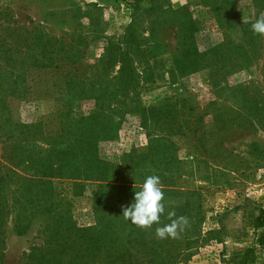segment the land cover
<instances>
[{"label": "rangeland", "instance_id": "rangeland-1", "mask_svg": "<svg viewBox=\"0 0 264 264\" xmlns=\"http://www.w3.org/2000/svg\"><path fill=\"white\" fill-rule=\"evenodd\" d=\"M151 6V14L143 12ZM261 12L264 0H0V93L6 83L23 81L30 88L27 99L9 98L16 120L24 125L42 121L55 130L54 115L61 108V84L55 92L50 68L36 70L30 62L36 35L80 50L78 79L101 85L98 89L109 98L99 113L113 115L117 127L97 151L100 160L122 168L115 181L124 190L109 189L107 199H101L90 181L84 188L69 179L55 181L71 221L95 227L96 215L109 209L117 224L122 206L134 202L143 181L150 175L161 179V225L146 230L138 242L131 234L134 225L125 220L129 264H264V246L257 244L254 229L264 210V37L251 30ZM132 14L140 20L136 34L143 53L132 57L131 71L135 85L145 86L126 97L123 106L113 87L119 66L106 67L100 59L109 39L116 42L124 34ZM186 50L199 55L189 61L181 57ZM183 65L192 70L178 72ZM135 103L149 115L143 122L131 110ZM170 104H176L178 115ZM94 109L95 101L85 99L72 112L88 116ZM5 115L0 110V159L6 157L20 174L32 173L27 163L40 151L33 145L47 151L48 142L44 134L33 135V142L30 134L19 133L12 152ZM171 115L200 126L189 134L169 130ZM169 211L186 216L189 226L179 239L161 240L155 228L170 222ZM53 219L40 215L18 236L10 216L1 236L0 264H26L31 249L45 246L55 231Z\"/></svg>", "mask_w": 264, "mask_h": 264}, {"label": "trees", "instance_id": "trees-1", "mask_svg": "<svg viewBox=\"0 0 264 264\" xmlns=\"http://www.w3.org/2000/svg\"><path fill=\"white\" fill-rule=\"evenodd\" d=\"M153 11V6L143 10L147 14ZM131 17V22L125 28L124 34L116 42L109 39L100 59L101 64L106 67L119 66L118 82L114 83L113 87H115V95H120L119 98L123 100L121 102L119 99L117 103L123 106L129 100L126 97L145 86L135 85L131 71L132 57L143 53V50H140L142 46L140 41L143 40L141 35L136 34L140 20L136 14H132ZM183 39V42L188 39L186 34L183 35ZM66 48L63 42L57 39L47 37L42 40L36 35L34 38L36 52L31 55L30 61L36 70L40 67L50 68L51 88H55V92L58 93L61 84L59 92L64 96L62 95V98L58 100L61 108L58 109V114L54 115L57 119L55 130L49 129L51 127L42 121L30 125L21 124L11 115L9 98H15L18 101L27 99L29 96L30 88L23 86V81L18 85L13 82V86H8L6 83V86L1 87L0 110L6 113L3 126L10 128L9 135L6 137L7 140L13 141L9 145L10 150L14 152L16 147L14 141L18 139L19 133L30 134L33 142V135L44 134L45 141L48 143L47 151H43L38 145H33L40 151L38 156L27 163L28 167L33 169L32 173L20 174L6 162V157L3 160L0 159V242H2L3 228L10 216H12L15 234L21 236L29 231L33 219L40 215H51L55 216L53 219L57 224L55 231L47 236L45 246L31 249V253L26 256V264H129L126 260L127 226L122 212L120 211L121 219L117 224L113 222L112 214L108 209L102 211L101 215H96L95 227H77L71 221L69 212L65 210L64 200L56 189L55 181L69 179L74 181L72 183L76 187L81 188L88 186L89 181L92 182L94 196L101 199H107L109 189L124 190L122 182L118 181L119 179L115 181L116 176L123 172L122 168L100 160L97 151L98 143L111 138L117 127L113 115L99 113V110L109 103V98H106V93L102 95L98 89L101 85L96 88L93 82L85 83L78 79L80 67L76 66L82 56L81 52L72 46L68 50ZM181 54V57H186L189 61H194V56L199 55L197 52L191 53L188 50ZM66 66L68 68H65ZM191 68L189 65H183L176 70L186 73L192 70ZM85 99H93L96 109L88 116L73 113L75 103ZM174 106L176 104H170L172 114L176 115ZM131 110L133 113L138 112L142 122L144 117L147 119L146 117L149 116L144 115L145 112L140 103L133 104ZM155 112L161 115L160 111ZM156 118L159 120V117ZM170 119L173 120L174 125H170L169 130L177 127V132L180 131L181 134H189L194 127L200 126L198 122L196 125L190 122V119L179 121L172 115ZM109 182L119 183L114 186ZM123 195L124 193H120L119 198ZM121 202L125 201L122 199ZM255 222L254 229L258 231L257 244L263 247L264 210L256 217ZM131 234H134L137 241L141 242L145 238L146 230L133 226Z\"/></svg>", "mask_w": 264, "mask_h": 264}, {"label": "clouds", "instance_id": "clouds-1", "mask_svg": "<svg viewBox=\"0 0 264 264\" xmlns=\"http://www.w3.org/2000/svg\"><path fill=\"white\" fill-rule=\"evenodd\" d=\"M254 34L264 37V12H261L251 25ZM164 186L157 175L148 176L142 183L141 189L135 191L134 202L129 206H122V216L132 225L142 229H152L154 225H161V217L165 214ZM170 221L155 228L158 239H179L189 226L186 216H176L174 211L167 213Z\"/></svg>", "mask_w": 264, "mask_h": 264}]
</instances>
